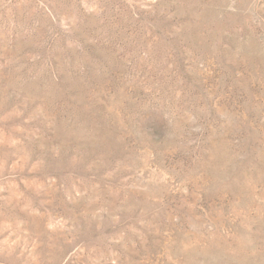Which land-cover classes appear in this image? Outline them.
I'll return each mask as SVG.
<instances>
[{"label": "rangeland", "instance_id": "374dc122", "mask_svg": "<svg viewBox=\"0 0 264 264\" xmlns=\"http://www.w3.org/2000/svg\"><path fill=\"white\" fill-rule=\"evenodd\" d=\"M0 264H264V0H0Z\"/></svg>", "mask_w": 264, "mask_h": 264}]
</instances>
